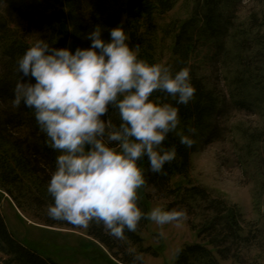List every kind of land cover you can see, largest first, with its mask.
I'll list each match as a JSON object with an SVG mask.
<instances>
[{"label": "trees", "instance_id": "16d2710c", "mask_svg": "<svg viewBox=\"0 0 264 264\" xmlns=\"http://www.w3.org/2000/svg\"><path fill=\"white\" fill-rule=\"evenodd\" d=\"M119 1L125 15L122 27L130 37V46L138 45L139 58L151 63L156 40L154 18L169 12L176 0ZM249 1L253 4L242 19L238 10L242 0H194L187 18L168 24V32L173 33L176 46L193 53L213 74L210 81L191 77L196 88L194 98L187 105L178 106L180 124L164 141L166 146L176 147V158L165 164L161 174L145 173V185L152 186L169 199L167 209L186 210L185 219L200 239V242L181 247L173 264H218L220 260L229 259L242 262L244 253L252 246L263 247L258 232L245 229L240 208L224 195L199 184L178 185L172 182L175 176L187 177L191 170L193 145L187 147L180 143V135L189 134L191 128L198 132L204 144L218 140L223 131L239 135L240 142L234 141V147L240 154L238 161L242 165L252 163L255 173L264 180V0ZM75 9L87 22L78 46L88 47L90 40L87 34L98 26L93 0H75ZM86 12L88 17L85 18ZM19 14L38 22L30 13L19 11ZM101 35L104 39L103 33ZM28 47L30 45L18 39L0 11V129L9 133L26 129L25 138L13 139L10 145L17 166L26 171V180L32 181L24 195L25 202L46 211L45 207L48 209L53 203L47 192V169L54 170L57 153L47 146L34 114L15 104V85L22 75L18 72L17 61ZM154 95L163 96L162 93ZM167 102L175 103L171 97H167ZM233 112L245 113L256 119L230 123ZM113 118H117L115 113ZM143 163L147 168V158ZM1 186L4 188L3 184ZM5 191L16 207L25 211L23 202L17 197L20 191L17 195L9 189ZM138 205L145 212L142 203L138 201ZM45 213L41 219L44 225L80 229L70 223L53 220ZM146 224L147 219L142 218L136 231L125 230L123 239L111 236L102 224L94 223L84 230L119 262L142 264L145 254H156L142 244L144 239L140 232ZM0 254L2 264H59L18 241L7 228L1 208ZM137 256L141 259H135Z\"/></svg>", "mask_w": 264, "mask_h": 264}, {"label": "clouds", "instance_id": "9594fccd", "mask_svg": "<svg viewBox=\"0 0 264 264\" xmlns=\"http://www.w3.org/2000/svg\"><path fill=\"white\" fill-rule=\"evenodd\" d=\"M102 31L95 26L87 34L90 45L74 51L37 35L17 61L22 75L15 104L33 111L47 146L57 153L47 215L83 229L102 224L123 239L142 218L164 226L187 216L162 204L145 213L138 190L146 172L161 174L176 158V147L164 141L180 124L178 106L192 101L196 88L189 67L173 71L139 58V46H130L122 25L110 29L107 41ZM195 132L181 134L180 143L191 147Z\"/></svg>", "mask_w": 264, "mask_h": 264}, {"label": "rangeland", "instance_id": "374dc122", "mask_svg": "<svg viewBox=\"0 0 264 264\" xmlns=\"http://www.w3.org/2000/svg\"><path fill=\"white\" fill-rule=\"evenodd\" d=\"M193 2L194 0H176L175 6L169 12L155 16L156 40L151 63L171 65L173 71L187 66L190 68V77L210 81L213 79L211 69L204 66L193 53L177 47L173 33L168 32V24L181 22L189 16ZM252 4V1L242 0L238 8L240 18L243 19L248 14ZM93 9L97 25L103 29L102 33L107 41L110 29L124 24L123 4L119 0H93ZM0 11L18 39L28 45L38 35L53 47H68L74 51L87 29L86 20L75 9V0H1ZM19 11L34 15L38 22L23 18ZM87 13L85 18L88 17ZM219 85L223 89L222 81ZM21 108L25 112L33 113L23 105ZM230 117V123L256 119L241 112H233ZM197 134L195 132L192 137L194 143L188 176H175L172 182L178 185L199 184L221 193L240 208L245 229L258 232L263 247L252 246L244 253L242 262L229 259L220 260L218 264H264V180L255 173L252 163L242 165L238 161L240 154L234 147V141L240 142L239 135L223 131L218 140L204 144L202 137ZM26 135L25 128L11 133L0 129V208L9 231L18 241L59 264H123L113 258L104 246L87 236L83 228L44 225L41 219L47 208L45 207L46 211L40 210L30 205L29 201L25 202L24 195L32 181H27L26 171H21L17 166L10 143L13 139H24ZM51 172V169H47L48 178ZM5 189L16 195L20 191L17 197L23 202L25 211L16 207ZM138 197L145 213L156 205H166L169 200L149 185L138 190ZM161 232L163 236L160 235ZM140 236L144 239L142 244L156 253L145 254L142 264H173L181 247L187 243L200 242L197 232L191 229L187 219L164 226L147 219Z\"/></svg>", "mask_w": 264, "mask_h": 264}]
</instances>
